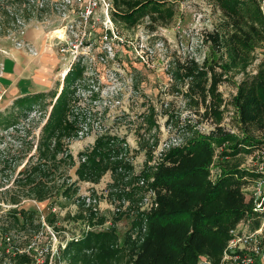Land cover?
I'll use <instances>...</instances> for the list:
<instances>
[{
	"label": "rangeland",
	"instance_id": "obj_1",
	"mask_svg": "<svg viewBox=\"0 0 264 264\" xmlns=\"http://www.w3.org/2000/svg\"><path fill=\"white\" fill-rule=\"evenodd\" d=\"M52 1L30 0L20 5L12 12L15 20L10 24L0 16V55L13 45L33 53V46L22 39L33 26H41L38 36L44 37L46 47L57 49L55 36L65 22L56 0ZM113 3V39L107 48L101 42L93 43L69 69V59L63 58L65 65L58 69L52 85L42 91L57 97L65 86L66 74L73 68L81 71L64 90L70 97L68 118L75 128L60 137L63 152L57 159L63 161L45 178L50 196L44 202L23 188L19 189L21 202L12 204L10 192L4 189L23 175L20 172L27 163L26 167L36 161L30 158L37 155L40 132L56 97L31 108L16 106L17 96L6 94L0 81V185H5L0 188V215L17 206L28 213L36 211L34 229L29 236L23 233L21 242L26 244L32 264H43L47 257L48 264H74L71 257L63 255L68 242L73 255L85 253L91 258L97 252L94 244L83 248L77 241L88 233L106 231L115 233L112 247L119 251L102 264H132L148 233L147 217L160 207L161 198L168 192L154 182L162 164H174L167 160L170 151L187 145L197 134L214 137L221 130L239 138L246 136L235 97L240 83L257 74L264 62V43L253 49L246 69L225 70L229 61L225 42L233 26L216 0H166L161 6L163 14L149 12L133 24L120 17L124 6H115V0ZM98 19L94 36L99 40L106 30L103 16ZM192 64L207 72L204 93L196 87L199 80L185 74ZM2 72L0 61V79ZM213 72L223 74L217 85L219 117L214 114L215 100L209 90ZM249 129L262 141L252 152L223 156L229 143L212 141L214 155L208 174L212 183L222 174L226 161L246 173L241 177L240 190L248 208L230 234L232 230L252 231L260 221L252 210L251 193L258 176L256 164L261 161L258 149L264 145V130L254 125ZM100 137L108 143L96 159L101 164L97 168L87 165L81 177L77 170L87 155L97 151ZM116 163L121 164L114 166ZM104 166L107 168L102 171ZM199 259V264H213L207 254ZM254 262L264 264L259 257ZM0 264H12V260L4 262L0 257Z\"/></svg>",
	"mask_w": 264,
	"mask_h": 264
},
{
	"label": "trees",
	"instance_id": "obj_2",
	"mask_svg": "<svg viewBox=\"0 0 264 264\" xmlns=\"http://www.w3.org/2000/svg\"><path fill=\"white\" fill-rule=\"evenodd\" d=\"M165 1L115 0V6H124L120 17L133 24L149 12L163 14L164 10L161 6ZM216 1L229 16L233 26L232 34L225 42L228 46L229 61L224 68L225 70L233 67L246 69L253 49L264 43V0ZM29 2L30 0H0V16H5V22L10 24L15 20L11 16L15 8ZM168 12L173 11L168 10ZM80 73L79 69L73 68L66 74L65 86L57 97L56 93H52L51 96L50 93L39 91L15 99L16 106L31 108L47 98L56 97L40 132L37 155L34 153L30 158H35L36 161L26 167L27 163L20 172L23 175L26 171L30 173L25 177L21 175L15 179L12 187L4 189L10 192L9 200L12 204L18 205L21 202L19 189L23 188H28L26 191L35 196L39 202L49 200L50 185L45 178L53 175L62 164L63 158L57 159L58 154L63 152L60 148L62 145L60 137L63 134H70L75 128L74 122L68 118L70 97L64 90ZM185 74L199 80L196 82V87L200 88L202 93L205 92L203 86V80L207 75L205 70L199 69L197 64H192L187 66ZM211 74L209 90L215 100L214 114L219 117L220 95L217 92V85L223 74L217 72ZM235 103L241 114L245 137L239 138L221 130L214 137L194 135L187 145L170 151L167 160L174 161L173 165L162 164L159 167L154 184L166 187L168 192L161 198L160 207L148 215V233L132 264H199L201 254H207L213 264H222L224 251L231 239L230 230L245 215L248 208L240 190L241 177L246 173L239 168V165L226 161L222 174L215 183H212L208 179L209 165L214 155L212 141L219 144L229 143L227 149L222 152L223 156H235L243 150L252 152L262 143L250 134L249 127L254 125L264 130V62L261 63L257 74L248 76L240 83ZM98 140L97 151L87 155L86 160L77 170L81 177L85 176L87 165L97 168L101 164L96 159L102 155L103 148L108 143L103 141L102 137ZM118 164L114 166H120ZM106 168L107 166H104L102 171ZM4 186L0 185V188ZM68 189L67 187L66 190ZM69 193L70 190L67 195ZM31 211L28 213L24 208L18 209L17 206L1 213L0 257L4 262L9 258L12 264H32L29 251L25 249L26 244L21 243L22 234L29 236L34 229L32 223L36 211L34 209ZM49 224L54 225V220L49 219ZM41 225L40 218L38 226ZM115 241L114 232L88 233L77 242L83 248L94 244L93 246L97 248L95 255L91 258L86 257L85 253L80 256L73 255L71 242L67 243L63 255L65 258L71 257L74 264H102L118 254L119 250L112 247ZM48 263L49 257L43 264Z\"/></svg>",
	"mask_w": 264,
	"mask_h": 264
},
{
	"label": "built area",
	"instance_id": "obj_3",
	"mask_svg": "<svg viewBox=\"0 0 264 264\" xmlns=\"http://www.w3.org/2000/svg\"><path fill=\"white\" fill-rule=\"evenodd\" d=\"M113 4V0H56L55 6L65 23L58 30L55 39L63 58L69 59L68 69L79 55L93 46V43L101 42L106 44L107 48L108 43L112 41L113 22L110 14L115 9ZM101 15L106 32H101L98 40L94 35L97 33L96 23L100 21L98 17ZM18 45L22 47L21 43ZM109 50L112 51V48ZM258 150L261 161L256 164L258 176L253 182L251 195L254 196L253 213L260 218L259 226L247 232L232 230L223 264H255L254 260L257 257L264 261V145Z\"/></svg>",
	"mask_w": 264,
	"mask_h": 264
},
{
	"label": "crops",
	"instance_id": "obj_4",
	"mask_svg": "<svg viewBox=\"0 0 264 264\" xmlns=\"http://www.w3.org/2000/svg\"><path fill=\"white\" fill-rule=\"evenodd\" d=\"M40 28L30 27L22 37L33 46V53L13 45L0 55L3 67L0 81L6 94L9 92L19 97L45 91L52 85L58 69L65 65L62 54L57 50L58 46L57 49L46 47L44 37L41 39L42 36H38Z\"/></svg>",
	"mask_w": 264,
	"mask_h": 264
},
{
	"label": "bare ground",
	"instance_id": "obj_5",
	"mask_svg": "<svg viewBox=\"0 0 264 264\" xmlns=\"http://www.w3.org/2000/svg\"><path fill=\"white\" fill-rule=\"evenodd\" d=\"M67 68V67H66Z\"/></svg>",
	"mask_w": 264,
	"mask_h": 264
}]
</instances>
